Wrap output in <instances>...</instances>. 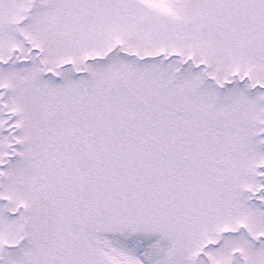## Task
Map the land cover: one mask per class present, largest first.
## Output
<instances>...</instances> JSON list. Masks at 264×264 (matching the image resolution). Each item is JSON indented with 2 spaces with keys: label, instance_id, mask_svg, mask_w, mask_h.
<instances>
[{
  "label": "rangeland",
  "instance_id": "rangeland-1",
  "mask_svg": "<svg viewBox=\"0 0 264 264\" xmlns=\"http://www.w3.org/2000/svg\"><path fill=\"white\" fill-rule=\"evenodd\" d=\"M0 264H264V0H0Z\"/></svg>",
  "mask_w": 264,
  "mask_h": 264
}]
</instances>
